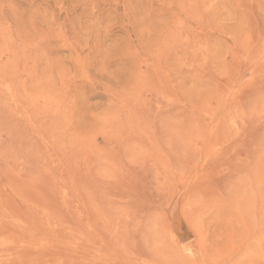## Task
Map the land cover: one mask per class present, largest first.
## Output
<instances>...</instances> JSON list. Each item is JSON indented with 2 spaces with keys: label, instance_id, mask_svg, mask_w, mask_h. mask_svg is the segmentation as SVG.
Wrapping results in <instances>:
<instances>
[{
  "label": "rangeland",
  "instance_id": "obj_1",
  "mask_svg": "<svg viewBox=\"0 0 264 264\" xmlns=\"http://www.w3.org/2000/svg\"><path fill=\"white\" fill-rule=\"evenodd\" d=\"M0 264H264V0H0Z\"/></svg>",
  "mask_w": 264,
  "mask_h": 264
}]
</instances>
